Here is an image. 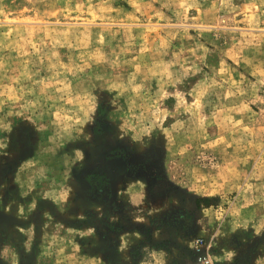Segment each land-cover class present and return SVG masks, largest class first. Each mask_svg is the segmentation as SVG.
I'll return each instance as SVG.
<instances>
[{"label": "rangeland", "instance_id": "obj_1", "mask_svg": "<svg viewBox=\"0 0 264 264\" xmlns=\"http://www.w3.org/2000/svg\"><path fill=\"white\" fill-rule=\"evenodd\" d=\"M0 264H264V0H0Z\"/></svg>", "mask_w": 264, "mask_h": 264}]
</instances>
